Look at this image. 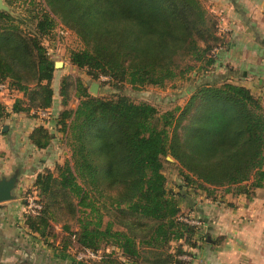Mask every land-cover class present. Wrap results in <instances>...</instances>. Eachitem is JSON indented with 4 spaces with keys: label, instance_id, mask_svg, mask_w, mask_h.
<instances>
[{
    "label": "trees",
    "instance_id": "16d2710c",
    "mask_svg": "<svg viewBox=\"0 0 264 264\" xmlns=\"http://www.w3.org/2000/svg\"><path fill=\"white\" fill-rule=\"evenodd\" d=\"M38 4L33 31L22 29L18 16L0 10V81L20 93L11 112L53 106L49 50L62 37L58 27L79 37L83 48L70 50L68 60L94 79L162 86L192 73L196 82L185 104L175 107L178 114L165 113L158 128L152 104L121 94L92 95L81 79L63 75L59 96L64 108L52 118L70 155L37 173L32 191L41 207L24 213L19 231L64 253L71 245L100 249L101 257L88 264H125L120 256L136 264H181L176 256L183 252L182 243L193 244L195 233L178 220L179 200L185 201L190 189L210 197L215 188L250 195L264 184V105L249 88L229 80L240 77L239 69H212L211 50L224 44L219 20L199 0ZM71 89L78 97L74 108L65 106ZM9 114L0 102V118ZM53 137L42 124L28 136L37 148L47 147ZM165 155L173 157L183 178L175 190L167 188ZM100 207L111 217L105 225ZM71 219L75 229L66 223ZM62 222L67 236L59 246L54 224ZM171 241L178 243L174 253L167 248ZM74 261L69 264H78Z\"/></svg>",
    "mask_w": 264,
    "mask_h": 264
},
{
    "label": "crops",
    "instance_id": "0c3cea01",
    "mask_svg": "<svg viewBox=\"0 0 264 264\" xmlns=\"http://www.w3.org/2000/svg\"><path fill=\"white\" fill-rule=\"evenodd\" d=\"M215 12L220 13L219 25L222 26L218 35L224 38L215 63L219 67H237L245 83L252 84L255 80L257 87L253 94L264 105V0H222L215 6ZM55 106L51 107L53 112L47 121L30 110L27 114L11 112L8 116L11 122L0 125V180L9 175L12 168H17L15 166L21 161L17 158L19 150L25 151L20 174L15 172L12 191L25 192L33 187L37 173L43 168L53 169L55 163L64 161L67 151H63V161L59 160L58 154L61 133L56 131L53 119ZM23 117L25 122L17 121ZM16 121L23 128L20 131L15 126ZM40 124L54 133L45 148L35 147L28 138L33 128ZM4 125L7 130L2 132ZM23 140L32 152L22 148ZM13 153L16 155L11 156ZM189 191L185 201L179 200L180 207L199 216L204 223L203 228L194 234L193 244L182 243V251L190 252L193 257L191 264H264V184L250 195L218 190L210 197L204 192ZM2 204L0 264H69L74 261L69 254L60 252L57 255L56 248L42 245L39 239L34 243L19 231L27 211L19 200ZM47 240L51 242L52 238ZM120 258L125 264H132Z\"/></svg>",
    "mask_w": 264,
    "mask_h": 264
},
{
    "label": "rangeland",
    "instance_id": "374dc122",
    "mask_svg": "<svg viewBox=\"0 0 264 264\" xmlns=\"http://www.w3.org/2000/svg\"><path fill=\"white\" fill-rule=\"evenodd\" d=\"M4 3L8 6V12H10L14 16H18V20L21 21L20 27L24 29L25 31H33L34 30V25L35 22L33 20V15L36 14V12L39 9V1L40 0H9L10 4H7L5 0H3ZM204 8L207 10V12L211 13L215 17H217V21L220 19V13L215 12V6H217L218 3L222 0H199ZM217 3V4H216ZM219 25V22H218ZM221 28L222 26L219 25ZM218 32V31H217ZM62 37L60 38L59 43L57 44L56 48H50L49 52L52 53L51 57L54 60V62H61L62 65L59 67H54V73H53V79H52V87H53V101L55 106V113L56 117L59 116V111H61L64 108V105L61 103V97L59 96V86H60V81L61 77L63 75L69 74L73 77H78L81 79V83L83 86H85L88 90V92L92 95H96L99 97H104V98H112L115 97L118 94L121 95H126L128 96L132 101L134 102H147L152 104L156 109H157V114L155 118L153 119V124H155L158 128L161 127L162 121H164L163 115L167 113L168 111L175 112V116L178 114V111L176 110L175 107L179 106L182 107L185 102L188 100L190 94L192 93L193 88H195V78L194 74L188 73L185 74L183 77H177L172 80L165 81L162 86H157V85H152V84H145L141 86H132L128 83L122 82V83H116L113 81H109L108 77L105 76H100L99 79H94L90 75L86 73L85 69H78L76 66L71 64L68 60V52L70 50L74 49H82L83 44L79 37L70 29L65 28L64 35L61 34ZM224 40V38H222ZM223 46L222 44L214 47L211 50V55H215V59L217 61L218 59V51L220 50V47ZM228 66V65H227ZM233 69H237V67H232ZM213 70L217 72H224L225 67H219L217 63L214 64V67L212 68ZM201 72V71H200ZM199 72V74H200ZM229 80H234V83H241L242 85H245L250 89L252 93L256 90L257 87V82L254 80L252 84L250 83H245L244 79L240 76L238 79H229ZM95 82L97 84V90L95 93H92L89 91L90 85ZM251 87V88H250ZM17 92V91H15ZM20 95V93H19ZM18 95V97H20ZM17 97L14 98H9L8 95H5L4 93L0 96V102H2L5 105L6 111L11 113V106L13 102L15 101ZM78 103V97L76 95V90L71 89V94L68 99L66 107H72L74 108L76 104ZM10 109V110H9ZM51 109V115H52V108ZM31 113H35V111L32 109ZM27 114V113H26ZM38 115V114H37ZM25 117V116H24ZM22 118L21 120H17L18 122H25V118ZM40 118V116H37ZM169 118V117H168ZM16 121V128L18 131L21 130V126L19 127L17 125ZM4 122H11V119L8 117L6 118H0V125ZM186 119L183 121V124L186 123ZM46 123V122H45ZM26 125V123H24ZM23 129V128H22ZM168 131H171V127L167 126ZM181 132V129H179ZM24 137V136H23ZM26 140V139H25ZM22 141V148L26 149L27 152H32V150L29 148L30 146L25 145L26 141ZM11 149V148H10ZM22 151V152H21ZM24 150H19L17 153V158L21 159L20 163L16 165L14 170L13 168L11 169V172L9 175L4 176V178L9 179L11 177H15V172L16 174H20V170L22 169L23 166V159L25 156L22 154ZM63 151H67L65 157H69L70 155V150L69 147L65 144L64 142V137L61 135L59 138V144H58V154H59V160L63 161ZM16 154L13 153L14 156ZM11 159L13 160L14 157ZM163 161V171L166 176L167 180V188L171 190H175L179 185H183V178L182 175L179 173L178 170V164L174 161L173 157L170 155H165L162 157ZM26 163V162H25ZM44 169V168H43ZM216 190H221L220 188H215ZM224 189V188H222ZM34 190L33 187L28 188L25 192L17 193L16 191H12V197L2 203H10V201H16L19 200L21 204L24 205L26 210L28 211L26 204L28 203L29 199H35L36 200V194L34 195ZM39 197V196H38ZM101 200L98 202V204H101ZM9 201V202H8ZM37 201V200H36ZM106 201V200H105ZM106 203V202H105ZM108 205V204H107ZM109 209L110 206L108 207ZM100 212L102 213V223L105 225L106 221L111 220V217L107 214V211L105 208L100 207ZM187 212L185 210L180 211L179 215H186ZM68 225H70L71 229H75V223L74 220H68L66 222ZM62 223H56L54 224V241L55 243L60 246L61 241L66 239L65 237L67 236V232L62 230ZM114 229H120V227L116 224L113 225ZM178 243L176 241H171L168 244V249L172 253H174L177 249ZM53 247V246H52ZM56 247V246H54ZM75 246H72L68 248L69 255L73 250L75 251ZM53 249V248H52ZM57 252L55 253L58 255L61 253H64L60 250V247H56ZM109 251H117V248L108 245ZM68 254V253H67ZM132 264H136L134 261H131Z\"/></svg>",
    "mask_w": 264,
    "mask_h": 264
},
{
    "label": "built area",
    "instance_id": "2783aa9c",
    "mask_svg": "<svg viewBox=\"0 0 264 264\" xmlns=\"http://www.w3.org/2000/svg\"><path fill=\"white\" fill-rule=\"evenodd\" d=\"M57 31L61 34H64L65 30L62 31L59 27L57 28ZM51 54L49 52V56L51 57ZM52 58V57H51ZM106 77V76H105ZM8 95V97L14 98L18 97L19 92H15V90H12L8 87L7 83L4 81H0V96L2 94ZM36 114L40 116L42 120H48L51 117V109L50 108H38L34 110ZM44 121V122H46ZM28 210H35L39 209L41 205L35 200V199H29L28 203L26 205ZM178 220L181 222H184L185 224L192 226L195 229V233L199 230H201L204 226L203 221L201 218H199L197 215H193L190 213H187L186 215H179ZM194 233V234H195ZM66 253L69 254V251L67 250ZM102 251L99 250H93L90 248H75V251L73 250L70 254H72V257L80 264H88V262L92 260L99 259L101 257ZM176 258L181 261V264H191L193 261V257L190 252L183 251L180 254L176 256Z\"/></svg>",
    "mask_w": 264,
    "mask_h": 264
},
{
    "label": "water",
    "instance_id": "95a60500",
    "mask_svg": "<svg viewBox=\"0 0 264 264\" xmlns=\"http://www.w3.org/2000/svg\"><path fill=\"white\" fill-rule=\"evenodd\" d=\"M0 10H4V11L8 10V6L4 3L3 0H0ZM61 65H62L61 62H57V61L54 62V67H59ZM96 90H97V84L93 82L89 87V91L95 93ZM6 129L7 127L5 125L2 130H6ZM14 180H15L14 176L9 179L3 178L0 180V203L9 200L12 197Z\"/></svg>",
    "mask_w": 264,
    "mask_h": 264
}]
</instances>
